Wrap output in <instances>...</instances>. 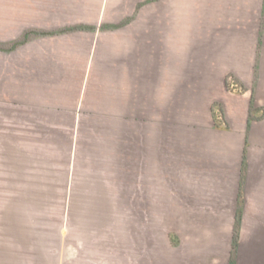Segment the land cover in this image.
Here are the masks:
<instances>
[{"label":"crops","instance_id":"1","mask_svg":"<svg viewBox=\"0 0 264 264\" xmlns=\"http://www.w3.org/2000/svg\"><path fill=\"white\" fill-rule=\"evenodd\" d=\"M263 1L0 0V103L38 111L60 156H75L72 135L89 119V155L138 176L140 197L171 216L146 223L138 251L136 232L125 234L129 264H229L234 238L232 264H264V149H253L264 121H249L250 99L224 86L227 58L242 69L253 51ZM262 38L256 83L243 68L255 101Z\"/></svg>","mask_w":264,"mask_h":264},{"label":"rangeland","instance_id":"2","mask_svg":"<svg viewBox=\"0 0 264 264\" xmlns=\"http://www.w3.org/2000/svg\"><path fill=\"white\" fill-rule=\"evenodd\" d=\"M261 14L259 36L256 43L250 44L253 51L244 54L246 62L245 58L241 60L242 69L247 63L254 72L255 83L262 57L264 1ZM229 48L227 44L225 50L230 52ZM227 63L226 90L232 95H246L251 103L249 121L262 123L264 99L255 101L253 85L246 84L249 71L236 68L240 62L230 57ZM218 72L223 77L224 71ZM147 90L150 105V87ZM216 109L212 113L214 121L225 125ZM34 112L35 116L18 103H0V264L131 263L132 259L123 258V247L127 244L129 248L125 234L128 237V233L136 232L132 237L137 239L134 243L138 251L145 243L138 238H145L149 232L143 230L146 223L169 224L170 214H156V199L140 197L138 176L136 181H128L126 178L131 176L115 172L100 153L89 155L87 147L92 140L85 126L90 124L89 119L86 124L84 119L79 123L83 133L72 135L74 144H79V148L71 149L75 156H67V150L60 156L49 149L51 142L58 144L60 134L50 133L39 124L38 111ZM171 138L166 133L162 140ZM254 140V151L264 149L256 131Z\"/></svg>","mask_w":264,"mask_h":264},{"label":"trees","instance_id":"3","mask_svg":"<svg viewBox=\"0 0 264 264\" xmlns=\"http://www.w3.org/2000/svg\"><path fill=\"white\" fill-rule=\"evenodd\" d=\"M240 216V214H238V217ZM235 238L233 239V242H232V255H231V260H230V263L233 262V250L235 249Z\"/></svg>","mask_w":264,"mask_h":264}]
</instances>
